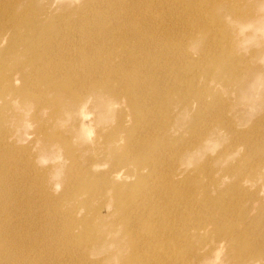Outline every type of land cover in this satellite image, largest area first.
Wrapping results in <instances>:
<instances>
[{"label": "bare ground", "instance_id": "1", "mask_svg": "<svg viewBox=\"0 0 264 264\" xmlns=\"http://www.w3.org/2000/svg\"><path fill=\"white\" fill-rule=\"evenodd\" d=\"M135 1L138 0H122L120 5L110 10L114 0H107L99 13L107 14L105 18L109 15L119 16L124 10L128 11ZM217 1L208 0L203 5L205 7L209 4L207 11L217 20L223 18L222 12L225 10L231 24L232 18L225 6L219 9L214 7ZM175 2L182 11L181 19L185 20L187 27L179 31L176 37L169 38L171 35H168L161 42L158 41L159 34L155 33H158L156 27L152 24L151 30L147 28L149 22L144 24L135 16L122 22L119 19L104 21L96 16L97 13H88V8H84L88 14L73 17L74 13H71L68 17L62 16L60 22L51 23V17L47 21L45 17L38 16V8L30 4V11L24 19L19 16L11 26L4 24V29L0 25V222L9 219L7 207L15 202L13 197L18 190L16 183L19 178L16 173L21 168L20 173L23 175L25 167L33 164L34 171L39 176L43 175L41 185L46 192L45 199L49 209L54 208L59 218H63V211L67 216L73 215L70 218H75V221L69 220L70 218L64 221V242L70 247L84 250L85 255L97 254L102 251V246H107L103 242L101 245L97 244L98 237L92 234L104 227H107L102 234L105 242L110 235L114 238L112 242L125 243L127 239L131 250L136 248L139 253L153 251L157 243H164L168 239L165 236L177 242L189 235L186 215L195 210L200 202L190 188L198 183L192 182L194 186H191L185 181L189 166L182 168L181 165H188L193 155L201 153L206 138L200 136L201 130L191 129L184 121L190 116L191 121L199 124L206 102L197 90L196 97H190L196 81L195 65L190 63L188 48L180 37H183L181 33L189 34L195 26L200 27L208 18L207 14L201 12L202 8L187 9L182 0ZM139 8L149 12L148 7ZM14 9L15 7L10 12ZM238 14L240 15L236 19L241 20L236 22L245 24L240 27L241 30L236 28L235 38L253 41L260 31L264 36V21H249V17H256L252 14L248 16V13ZM255 21L260 23L258 28L252 34L245 33L246 27ZM6 29H18L20 32L19 35L10 36L9 43L4 46L9 34ZM96 30L100 32H95ZM203 33L208 35L205 29ZM193 34L192 31L191 35ZM213 54L220 61L219 65L216 63L212 68L211 73L215 77H218L213 72L215 70L228 78L234 74L236 76L232 60L222 57L216 49ZM263 73L254 72L251 76L254 80H259ZM246 76L248 75H240L239 78ZM175 92L181 94L180 102L174 99ZM11 96L13 99L9 103L7 99ZM109 99H115L117 109L113 108L114 104ZM19 103L33 106L32 113L25 114L32 120V124L36 123L35 131L25 135V144L21 142L24 134L16 136L9 125L14 112L18 111L14 106ZM177 105L179 108L174 111ZM91 106L98 110L94 116L89 115L92 114ZM4 107L8 109L6 113ZM67 112L71 113V117H80L71 132L79 140L89 139L95 152L83 157L87 161V165H84L77 152L68 151V171L64 178L68 187L58 197H51L50 182L53 177L51 175L44 178L42 146L43 142L45 146L59 142L60 148H71L70 136L66 130L58 129L61 122L67 119ZM27 117L19 113L18 125L26 122L27 119L24 118ZM110 119L112 123L109 122ZM100 126L110 130L104 133L105 129L102 130ZM17 130L19 133L20 128L17 127ZM191 130L195 134L194 142L181 145L182 139ZM49 133H60V136L54 140L53 137L46 139L45 135ZM178 139H181L180 144ZM119 141L124 142L122 147H114L113 144L117 145ZM60 148L55 147L54 150L59 151ZM171 148L170 157L173 155L174 162L179 159V165L178 161L172 165L170 163L167 174L172 179L169 183L163 177L161 155L165 149L171 151ZM34 151L36 159L32 161L30 157ZM185 156L191 159L181 162ZM126 160L138 164L136 172L134 169L129 171L132 167L125 164ZM262 162L261 177H264V157ZM100 163H109L110 169H100ZM123 169L128 170L127 177H136L135 182L127 183L129 189L114 181L122 177ZM144 169H148L146 175L140 173ZM181 179L183 183L179 182ZM250 180H242L228 187L225 192L232 197H225V208L218 206L223 214L216 215V218H237V215L225 217L224 213L230 206L239 205L240 209L248 210L244 220L250 221L253 227H264V183L260 184L256 178ZM217 185L220 186V181ZM159 192L163 193L159 194L158 199ZM203 203L208 205L205 200ZM158 206L169 208L171 216L177 217L175 221L178 222L169 225L168 230L154 229L152 213ZM82 210L88 211L90 217L82 216ZM167 217L169 216H160V222L167 221ZM59 218L52 216L53 224L46 228L50 232L57 231L54 232L56 237L50 242L55 245L60 241L57 227ZM6 225L0 224V264H24L27 260L41 263L38 256H27L29 254L25 252V246L17 238L21 236L20 233L18 235L14 227ZM244 225L249 227L248 223ZM80 226H85L82 232L87 233L77 235ZM174 226H178L176 230L173 229ZM237 228H230L228 236L241 238L243 230ZM201 230H208V227L200 228L199 232ZM254 232L255 242L264 244L263 236ZM124 235L127 236L126 239H122ZM76 236L79 238L78 242L74 241ZM141 237L144 238L142 241ZM52 244L35 237L32 249L43 252L49 248L51 253L50 249L54 248V254H58L59 250ZM223 245L224 243L221 246ZM243 264L253 263L246 261Z\"/></svg>", "mask_w": 264, "mask_h": 264}, {"label": "rangeland", "instance_id": "2", "mask_svg": "<svg viewBox=\"0 0 264 264\" xmlns=\"http://www.w3.org/2000/svg\"><path fill=\"white\" fill-rule=\"evenodd\" d=\"M106 1L0 0V25L4 29V24L11 26L17 17L23 16L24 19L30 11L28 10L30 9L28 8L29 5L33 4L39 10L37 12L38 16L45 17L47 21L51 17L53 19L51 23L60 22L62 16L68 17L71 13H74L73 17L88 13H97L95 15L104 21L119 19L120 22L124 19H129L131 16H135L141 19L144 24L149 22V25H147L149 30L152 29V24L156 27L158 33H155L159 34L158 37L160 40L158 41L160 42L165 41L168 35H171L169 38L176 37L179 31L187 27L185 20L181 19L182 11L178 3L175 2L177 0H138L130 5L128 11L124 10L121 15H109L105 18L107 14L104 12L99 13V11L104 8L103 4ZM182 1L187 9L193 7L202 8L201 12L207 14L206 17L208 18L200 27L195 26L192 28L193 35H191V31L189 34L181 33L183 37H180L188 48V56L191 59L190 63L195 65L194 74L196 75V81L190 97L194 99L197 93H200L206 102L203 118L199 124L191 121L190 116L184 121L186 125L189 124L188 126L191 129L195 131L197 129L201 130L200 136L206 138L200 150L201 153L193 155L192 159L185 156L181 160V162H184L191 159L188 165L184 164L181 166L182 168L189 166L187 173H185L188 178L185 181H188L191 186H194L192 182L198 183L193 188H190V191L194 193L197 201H200L195 206V210L186 215L189 235L177 242L165 236L168 239L164 243L162 241L157 243L153 251L139 253L136 248L131 250L126 235L122 237V239H126L125 243L112 242L114 240L113 235H110L108 241L105 242L102 234L105 233L107 227H104L101 231L92 234L98 237L97 244L101 245L103 242L107 246H102V251L97 254L85 255L84 250L80 251L77 247H70L63 240V235L66 232L64 221L66 218L73 217V215L69 214L67 216V213L63 211V218H59L54 208L49 209L45 199L46 192L41 185L43 175L39 176L34 171V165L28 164L29 166L25 167L23 175L20 173L21 168L20 172L18 171L16 173L19 178L16 183L18 190L13 197L15 202L7 207V216H9V219L0 222L1 225L8 224L14 227L18 235L20 233L21 236L17 238L20 239L21 245L23 247L25 246V252L29 254L27 256L33 258L38 256L41 260H39L41 263L36 262V259L35 262L27 260L24 264H243L246 261H251L253 264H264V244L256 243L253 238L254 231L260 233L263 236L262 238H264V227H258V225L257 227H253L249 223L250 221L244 220V217L248 214L246 208L240 209L241 207L239 205L230 206L224 213L225 217H228V215H237V218L230 216L229 219L216 218V215L223 214L220 212V207L218 206L221 205L222 208H225L224 199L227 196H231L225 192L229 189L228 187L230 185L233 186L242 180H250L252 175L254 176L250 181L256 178L260 184L264 183V177H261L262 159L264 157V73L259 80H254V77L251 76L254 72H264V36H262L263 32L260 31L258 32L257 39L253 41L245 40V38H235L236 28L241 30L240 27L245 24H238L236 22V20H241V18L236 19L240 15L238 13H248V16L252 14L256 17H249V21L254 19L264 21V0H218L215 2L214 7L219 9L225 6V9L228 10L232 18L231 24L225 15V10L222 12L223 18L220 20L209 15L207 11L209 4L205 5V7L203 5L208 0ZM121 2L122 0H114L111 3V7L109 8L108 5L107 7L113 10L111 8L117 7ZM139 6L144 8L148 7L149 12L143 11ZM14 7L15 9L10 12ZM84 8H88L90 12L85 13ZM91 17L94 16L91 15ZM94 18L98 20L96 17ZM92 22L94 21L92 20ZM259 24L255 21L246 27L245 33L252 34L258 28ZM93 25L96 27L95 23ZM204 29L208 31L207 36L203 33ZM6 30H8L9 34L5 39L4 46L9 43L10 36L14 37L19 35L20 32L18 29ZM95 32L100 31L96 30ZM215 49L218 50V53L222 57H225L227 60H232L234 71L236 70V76L234 74L228 78L219 70L213 71L218 74V77H215V74L211 73L214 65L216 63L219 65L220 63L213 54ZM204 56L207 58H204ZM240 75L248 76L239 78ZM178 78L181 79L180 77ZM195 90H197V93H195ZM180 95V93H174L173 97L177 102H180ZM12 99L13 96L9 97L7 101L9 102ZM109 100L114 104L113 108L117 109L118 105L115 104V99ZM32 107V105L26 106L21 103L14 106L18 111L14 112L13 118L9 121L12 132L16 136L18 134L20 136L24 134L21 140L24 144L26 143L24 138L27 132H34L36 127V123L34 122L32 124V120L26 116L28 112L30 114L32 113ZM178 108V105L176 108L174 107V111H177ZM6 111L8 109L4 107V112L6 113ZM192 111L194 112L195 108ZM91 112L92 114L90 113L89 115L97 113L98 110L94 106H91ZM19 113L27 117L24 118L27 119L26 122L23 124L20 123L22 126L18 125L17 122L19 120ZM66 117L67 119L61 122V126L58 129L66 130L65 132L70 136L71 148L69 150L60 148L59 142L55 145L48 144L47 146L43 142L44 146H42L44 152V163L42 164L44 178L51 175L53 177L50 182L51 197H58L59 193H62L68 187L67 180L64 182L65 174L68 171L66 168L68 165V151L73 150L77 152L82 157L84 165H87V161L84 158L95 152V147L89 139L79 140L71 132V128H75L76 123L80 121V117H71L70 112L66 113ZM17 127L20 128L19 133ZM100 128L104 130L105 126H100ZM109 130L107 127L104 133H108ZM45 136L46 139L53 137L52 140H54L60 136V133L56 135L49 133V135L47 134ZM194 138L195 134L191 130V132L186 133V137L182 139L181 145L193 143ZM180 142L181 139H178L179 144ZM123 144V141H119L117 145L113 144V146L120 148ZM52 146L59 147V151L54 150L55 147ZM62 149L64 151L63 154ZM166 149L161 155V165L164 171L163 177L170 183L172 177L167 174V171L170 170V163L172 165L178 161L179 165V159L174 162L173 155L170 157L172 148L171 151ZM17 153L20 154V152H14V154ZM35 153L34 151L30 157L32 161L36 159L34 156ZM25 160L27 161L29 159ZM98 161L102 162L100 158H98ZM125 164L132 167L129 168L130 172L133 169L136 172L138 164L132 160H126ZM99 165L100 169H110L109 163L107 164L108 166L104 163H100ZM147 171L148 169H144L140 173L146 175ZM121 174L122 177L114 179V181L124 185L123 188L129 189L127 183L135 182L136 177H127L128 170L126 169H123ZM182 181L181 179L179 182ZM219 181L220 186L217 185ZM195 189H197V192ZM160 193L163 192L157 194L158 199ZM204 200L208 202V205L203 203ZM81 213L82 216L90 217L88 211L82 210ZM162 215L169 216L167 217L168 220L163 223L160 222V216ZM52 216L60 219L57 224L60 241L56 245L50 242L55 236L54 232L57 231L50 232V230L48 231L46 229L48 225L53 224ZM152 216L156 222L153 221L155 224L154 229H158L159 231H163V229L168 230L169 225L178 222L175 221L176 216H171V210L163 206H158L153 211ZM103 218L105 217L103 216ZM69 220L75 221V218H70ZM247 223L249 227L244 225ZM204 226H207L208 230H201L199 232V229ZM176 227L178 226H174L173 229L176 230ZM234 227L238 230H243L241 238L236 239L228 236L231 230L230 228ZM84 229L85 226H80L77 235L87 233L82 232ZM35 237L38 239L41 238V240L43 239L45 243L52 244L53 247L55 246L59 250L58 254H54L56 250L54 248L50 249L52 254L49 252V248L43 252L33 250L32 245L34 244ZM143 239L141 237V241ZM78 240L79 238L76 236L74 241L78 242ZM222 243H224L223 246H221ZM135 253L136 255H134Z\"/></svg>", "mask_w": 264, "mask_h": 264}]
</instances>
